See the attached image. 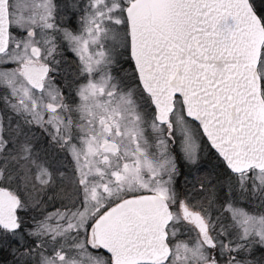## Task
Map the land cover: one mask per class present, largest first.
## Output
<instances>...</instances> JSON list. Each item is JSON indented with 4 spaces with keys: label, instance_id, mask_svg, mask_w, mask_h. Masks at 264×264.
<instances>
[{
    "label": "flooded vegetation",
    "instance_id": "af4514ba",
    "mask_svg": "<svg viewBox=\"0 0 264 264\" xmlns=\"http://www.w3.org/2000/svg\"><path fill=\"white\" fill-rule=\"evenodd\" d=\"M75 22L65 31L47 30L52 42H39L33 60L19 65L22 75L24 64L48 66L43 89L27 82L35 95L65 86L63 99L37 111L42 124L2 107L0 190L9 196L0 202V264H247L248 245L234 241L241 231L229 220L241 205L217 194L215 181L206 182L210 167L200 168V126L186 117L181 98L158 119L139 82L128 22L124 46L114 41L103 51L100 40L82 55L70 42L73 35L84 37ZM88 83L100 84L94 99L80 95ZM40 143L47 156L38 154ZM71 143L80 144V164ZM32 156L36 161L28 162ZM221 167L232 179L246 174ZM118 207L129 219L104 221ZM152 208H158L157 222L166 220V246L145 234L144 218L153 231L146 211Z\"/></svg>",
    "mask_w": 264,
    "mask_h": 264
},
{
    "label": "water",
    "instance_id": "95a60500",
    "mask_svg": "<svg viewBox=\"0 0 264 264\" xmlns=\"http://www.w3.org/2000/svg\"><path fill=\"white\" fill-rule=\"evenodd\" d=\"M7 3L0 0V55L8 38ZM125 16L139 82L158 119L164 121L180 97L186 117L232 173L264 172V23L251 1L134 0ZM22 71L32 87L43 89L48 66L24 64ZM3 196L9 195L0 190V202ZM119 210L104 221L129 219ZM157 210H146L153 231L147 232L148 219L143 226L152 243L166 246V220H155Z\"/></svg>",
    "mask_w": 264,
    "mask_h": 264
},
{
    "label": "rangeland",
    "instance_id": "374dc122",
    "mask_svg": "<svg viewBox=\"0 0 264 264\" xmlns=\"http://www.w3.org/2000/svg\"><path fill=\"white\" fill-rule=\"evenodd\" d=\"M132 1L133 0H8L11 32L0 61V164L2 162L1 152L4 145V127L2 124V111H4V109L2 107L7 104L9 110L13 108V110L19 112L18 115L22 114L25 122L31 119L32 125H34L35 122L36 124H42V122H37L36 120V113L39 111V108L45 110L44 103H57L64 98L63 93L65 86L63 84L60 88L58 85L48 86L43 95H35L30 85L23 77L19 70V65L20 63L33 60L32 48L34 46H40L39 42H41L43 46L52 42V38L48 36L47 30L54 29V27H56L55 30H57L59 26L65 31L64 25L68 22L70 23L71 20L76 21V24L79 22L82 23L81 29L84 33V37L74 35L70 37V42L77 44L81 55L89 54V52L92 51L94 43L100 40L104 45L103 51H110L111 48L109 47H111L114 41L120 46H124L125 31L122 25L127 21L125 9ZM251 3L260 12L264 22V0H251ZM62 29H60V35H63ZM47 58L48 53L44 55V59ZM260 73L263 79L262 86L264 95V49ZM89 83L81 89L80 93L81 97L87 100L96 98L100 86V84L97 83ZM126 97L127 96H125V98ZM40 118H42V116H40ZM32 125H30L31 130L29 132H33L34 130V126ZM23 129H25V127H23ZM19 131L21 134L22 127ZM199 136L200 168L205 169L210 167L206 182L215 181L217 194L231 195L233 200L241 205L242 209L234 212L231 218H229L231 223L237 226L241 231L239 240L237 237L234 241L238 244L248 245L247 264H264V252L261 251V248H264V172L251 171L233 179L226 177L224 180V171L221 167V163L211 155L210 147L202 135L201 130ZM89 142L90 147L93 148L92 139H90ZM72 143L70 154L74 156L76 163L80 164V144L78 143L79 145H76ZM39 147L41 150L38 151V154L44 156L49 154V152L44 153L47 150L42 149L44 147L43 143H40ZM25 148L26 147L23 146V149ZM33 156L32 160L28 162L36 161ZM1 168L2 166L0 165V176ZM244 185L247 186L245 187ZM239 186H242L241 188L245 190L239 192L237 189L235 193L233 189L235 190L239 188ZM216 198L215 196V199ZM243 204L245 208L242 206ZM216 207L219 208L218 203ZM230 208H232V206ZM222 210H225L224 205ZM230 234V231L228 233L226 230L222 231L223 237H226L228 241H231ZM232 238H234V236H232Z\"/></svg>",
    "mask_w": 264,
    "mask_h": 264
},
{
    "label": "trees",
    "instance_id": "16d2710c",
    "mask_svg": "<svg viewBox=\"0 0 264 264\" xmlns=\"http://www.w3.org/2000/svg\"><path fill=\"white\" fill-rule=\"evenodd\" d=\"M256 9V8H255ZM257 10V9H256ZM257 13L259 14V16L261 17V15H260V12L257 10ZM261 19L263 20V18L261 17ZM214 155H215V158L217 159V160H219L221 163H222V160L219 158V156L214 152ZM226 170V169H225ZM226 177L227 178H230V177H233V175H231V174H224V180L226 179ZM258 210V209H257ZM256 210V211H257ZM259 211H261V210H259ZM261 251H263L264 252V248L262 247L261 248Z\"/></svg>",
    "mask_w": 264,
    "mask_h": 264
}]
</instances>
